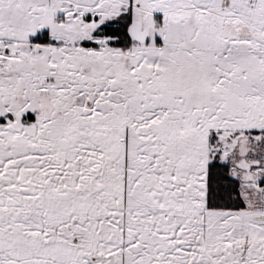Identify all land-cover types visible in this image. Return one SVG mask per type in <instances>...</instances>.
Instances as JSON below:
<instances>
[{
  "label": "snow or ice",
  "instance_id": "1",
  "mask_svg": "<svg viewBox=\"0 0 264 264\" xmlns=\"http://www.w3.org/2000/svg\"><path fill=\"white\" fill-rule=\"evenodd\" d=\"M0 264H264V0H0Z\"/></svg>",
  "mask_w": 264,
  "mask_h": 264
}]
</instances>
